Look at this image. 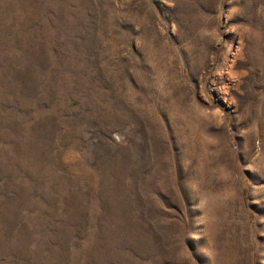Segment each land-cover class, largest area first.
I'll list each match as a JSON object with an SVG mask.
<instances>
[{"label":"rangeland","instance_id":"rangeland-1","mask_svg":"<svg viewBox=\"0 0 264 264\" xmlns=\"http://www.w3.org/2000/svg\"><path fill=\"white\" fill-rule=\"evenodd\" d=\"M0 264H264V0H0Z\"/></svg>","mask_w":264,"mask_h":264}]
</instances>
